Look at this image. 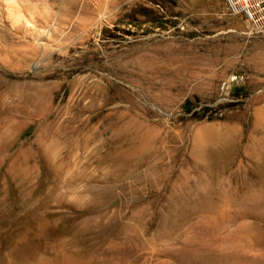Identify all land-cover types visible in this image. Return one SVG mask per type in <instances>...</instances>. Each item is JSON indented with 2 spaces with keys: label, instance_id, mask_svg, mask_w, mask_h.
I'll use <instances>...</instances> for the list:
<instances>
[{
  "label": "rangeland",
  "instance_id": "obj_1",
  "mask_svg": "<svg viewBox=\"0 0 264 264\" xmlns=\"http://www.w3.org/2000/svg\"><path fill=\"white\" fill-rule=\"evenodd\" d=\"M195 1L0 0V264H264V30Z\"/></svg>",
  "mask_w": 264,
  "mask_h": 264
},
{
  "label": "built area",
  "instance_id": "obj_2",
  "mask_svg": "<svg viewBox=\"0 0 264 264\" xmlns=\"http://www.w3.org/2000/svg\"><path fill=\"white\" fill-rule=\"evenodd\" d=\"M224 4L230 13L240 15L254 29L264 30V0H224ZM235 78L231 76L227 81H234ZM227 81L222 83V89Z\"/></svg>",
  "mask_w": 264,
  "mask_h": 264
},
{
  "label": "bare ground",
  "instance_id": "obj_3",
  "mask_svg": "<svg viewBox=\"0 0 264 264\" xmlns=\"http://www.w3.org/2000/svg\"><path fill=\"white\" fill-rule=\"evenodd\" d=\"M191 1H194V2H196L195 0H191ZM122 96V95H121ZM121 140V139H120ZM118 141V140H117ZM122 141H123V139H122ZM122 143V142H121Z\"/></svg>",
  "mask_w": 264,
  "mask_h": 264
}]
</instances>
